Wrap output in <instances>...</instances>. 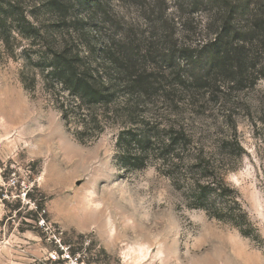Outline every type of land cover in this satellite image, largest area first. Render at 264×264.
Returning <instances> with one entry per match:
<instances>
[{"label":"rangeland","instance_id":"rangeland-1","mask_svg":"<svg viewBox=\"0 0 264 264\" xmlns=\"http://www.w3.org/2000/svg\"><path fill=\"white\" fill-rule=\"evenodd\" d=\"M47 1L21 0L45 38ZM57 1L80 65L130 68L147 95L136 117L122 89L97 137L42 72L43 38L0 41V264H62L59 243L97 264H264V0ZM136 127L153 136L138 161ZM204 174L251 227L192 206Z\"/></svg>","mask_w":264,"mask_h":264},{"label":"trees","instance_id":"trees-1","mask_svg":"<svg viewBox=\"0 0 264 264\" xmlns=\"http://www.w3.org/2000/svg\"><path fill=\"white\" fill-rule=\"evenodd\" d=\"M224 1L221 0L226 5ZM41 7L56 14L54 23L49 25L47 30L45 29L47 38L43 36L44 34L42 35V27L35 23L32 18H29L24 11L21 0H0V41L8 44L11 38L15 40L16 37L13 34L30 41L31 46L38 38L45 40L40 47V49H45L43 52H39H42L43 62L46 61L48 65L43 67L42 72H47L46 78L49 83L60 85L63 91H67L74 100L79 102L77 107L73 109L82 112H75V114L78 120L82 122L85 132L91 126V129L99 137L103 132L99 124L102 118L110 119L112 117V103L122 89L129 96L135 97L136 104L133 113L136 117H139L138 113L142 112L140 107L144 104L143 99L148 90V83L146 84L145 79L139 73H133L130 68L125 69L124 66L116 67L113 72L108 67H104V72H102L93 65H80L79 55L74 53L67 43H64L65 40L62 35H59L61 37V40H59L55 34L57 28L64 27V21L62 15H60L61 12H64L62 11L64 6L59 1L52 0L47 1ZM50 37L52 40H50ZM24 50L26 52L28 49ZM14 54L13 52L12 56ZM217 57L219 55L216 54L213 58L216 59ZM28 59L31 62V56ZM61 110L65 119H68L69 107L61 105ZM179 133L176 132L175 135H170L167 149H171L178 139H187L183 133H180L181 137H179ZM127 134L129 140L126 147L134 145L137 150L134 155L130 156V159L138 161L142 158L141 155L152 147L153 136L141 127L129 129ZM144 165L145 163H142L139 168ZM202 178L207 180L203 182L199 180L194 184V203L192 206L204 210L212 218L233 221L237 228H242V226L251 227L246 212L242 210L239 201L235 197L233 204L238 209L237 215L228 207V204L223 202L222 198L228 196L226 192L229 191V188H226L224 179L213 178L212 181L208 174H204ZM241 233L245 234L242 229Z\"/></svg>","mask_w":264,"mask_h":264},{"label":"built area","instance_id":"built-area-1","mask_svg":"<svg viewBox=\"0 0 264 264\" xmlns=\"http://www.w3.org/2000/svg\"><path fill=\"white\" fill-rule=\"evenodd\" d=\"M57 259L62 264H97V263H88L83 253L73 252L71 250V247L67 245H63L61 243H59V251L57 252Z\"/></svg>","mask_w":264,"mask_h":264},{"label":"bare ground","instance_id":"bare-ground-1","mask_svg":"<svg viewBox=\"0 0 264 264\" xmlns=\"http://www.w3.org/2000/svg\"><path fill=\"white\" fill-rule=\"evenodd\" d=\"M2 91V89L0 90V92ZM19 100H17V99H11L9 102H8V106H14L17 102H18ZM21 103V102H20ZM3 106H2V103H0V111H2L3 110ZM66 152L67 153H69V154H71L70 152H69V149H67L66 150ZM99 209V208H98ZM104 209H99L97 212H101V211H103Z\"/></svg>","mask_w":264,"mask_h":264}]
</instances>
